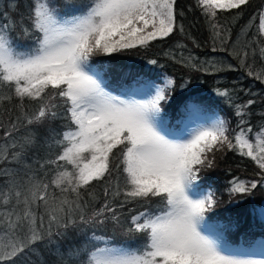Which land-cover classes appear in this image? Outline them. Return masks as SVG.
I'll return each instance as SVG.
<instances>
[{"label":"snow or ice","instance_id":"obj_1","mask_svg":"<svg viewBox=\"0 0 264 264\" xmlns=\"http://www.w3.org/2000/svg\"><path fill=\"white\" fill-rule=\"evenodd\" d=\"M249 4L195 0L212 51L228 50L248 77L264 84V67H254L257 55L264 61V8L249 22L256 35L239 50L220 23L225 13L243 15ZM18 6L10 0V11L0 12V107L19 109L14 118L13 109H4L7 127L0 120V264H34L40 249L54 251L59 264H264V240L227 244L207 218L215 193L200 190L202 171L229 151L254 162L261 179L233 178L228 194L264 187V122L254 130L247 119L255 100L236 103L228 89H216L234 111V127L199 103L184 104L172 125L161 102L173 99V76H137L114 93L94 64L95 57L149 49L183 33L177 0H25L24 11L12 15ZM163 55L209 71L194 56ZM212 70L224 69L213 64ZM106 180L105 199L92 208L85 197L93 196L94 182ZM130 204L140 210L124 216ZM259 212L264 218V208ZM76 236L84 243L70 248L65 261L61 246ZM120 237L144 243L131 248L118 244Z\"/></svg>","mask_w":264,"mask_h":264},{"label":"trees","instance_id":"obj_2","mask_svg":"<svg viewBox=\"0 0 264 264\" xmlns=\"http://www.w3.org/2000/svg\"><path fill=\"white\" fill-rule=\"evenodd\" d=\"M17 3L19 6L15 12H12L14 16L24 11L25 0H17ZM9 4L10 0H0V12L10 11ZM262 8H264V0H250V4L243 9V15L234 18V14L225 13L220 17V23L231 30L229 45L235 44L236 49L239 50L256 35L255 24L249 27V22L254 16H258ZM177 11L184 13L180 19V23L184 25L183 33L177 31L163 41L154 42L149 49L136 48L110 57L94 58V64L104 73L109 88L116 91L120 89L122 83L130 84L137 76L148 78L158 73H166L173 76L177 82L176 91L172 94L173 99L161 102L162 109L171 118L172 124H177L175 120L180 119L184 104L199 103L205 107L206 111L217 112L234 127L236 117L232 107L215 94L216 89H228L233 94V100L236 103H246L248 99L255 100L247 119L256 130V127L264 122V116H262L264 114V84L248 77L245 70L239 66V62L229 54L228 50L212 51L214 45L210 39L207 25L199 10L195 8V0H177ZM256 23H258V19ZM177 45L183 47H177ZM215 46L220 47L218 42ZM165 52L175 55L177 60L182 56H194L203 62L204 66L209 67V71L191 70L182 63H177L164 56ZM151 59H157L158 65H149L147 62ZM213 64L224 70L213 71ZM229 64L233 68L229 69L227 67ZM160 65L163 67L161 68ZM254 67L257 70L264 67V61L260 59L259 55L254 59ZM185 82H187V86L180 88L179 86ZM27 107L31 109L33 105L28 104ZM5 108L13 109L11 112L13 118L19 113V109L15 107L14 103L0 107V120H3L7 127L9 117L3 114ZM20 134H24L23 128L20 129ZM39 135L44 137L46 133L41 129ZM2 137L3 130L0 129V138ZM36 155H43V151L30 153L29 159L25 163H31L32 157ZM258 172L259 169L250 159L229 151L217 153L215 166L211 169H204L201 174L202 184L213 189L217 200L212 212L209 213L211 222H222L227 225L228 236L236 244L241 240L252 243L259 238H264V219L259 212L264 206V187L258 186L251 194L238 193L234 196H230L227 191L229 182L233 178L238 177L245 181L259 180L261 177L257 175ZM0 183H3V178H0ZM108 183L107 180L94 182L89 189L93 196H86L85 199L91 201L92 208L99 207L105 199L104 188L108 186ZM129 208L134 211L140 210L138 204L126 205L122 210L124 216L128 215L127 209ZM83 243V238L76 236L63 244L60 249L63 259L68 261L69 249L80 247ZM143 243L144 240L140 238L125 240L124 237H120L118 240V244H124L131 248H136ZM31 260L34 264H59L60 257L54 251L40 249L38 255L32 256Z\"/></svg>","mask_w":264,"mask_h":264},{"label":"rangeland","instance_id":"obj_3","mask_svg":"<svg viewBox=\"0 0 264 264\" xmlns=\"http://www.w3.org/2000/svg\"><path fill=\"white\" fill-rule=\"evenodd\" d=\"M133 82H134V81H133ZM133 82H132V83H133ZM125 84H127V83H125ZM130 84H131V83H130ZM109 90L113 91L114 93H118L120 89L115 91V90L109 88ZM211 113H212V111H210V110L207 111V114H208V115H211ZM216 113H217V112H216ZM220 116H221V115H220ZM168 120H169V123L172 124V122H171V118H170V117H168ZM178 121H179V119L175 120L176 123H178ZM172 125H176V124H172ZM209 189L213 192V189H212V188L204 186V185L202 184V182H201V189H200V190L207 191V190H209ZM262 208H264V206H263ZM207 218H208V220H209V223L216 224V225H219V226H220L219 230L222 231V233H223V239H224V241H225L227 244H229L230 246H232L233 248H238V247H240V246H242V245H243L244 247H251V246L255 245V243H256L257 241L264 240V238H259V239H257L256 241H254V242H252V243H247V242H245L244 240H241L238 244L233 243V242L230 240L229 236H228V233H227V225H225V224L222 223V222H211V218H210L209 214H208V217H207ZM263 219H264V218H263Z\"/></svg>","mask_w":264,"mask_h":264}]
</instances>
